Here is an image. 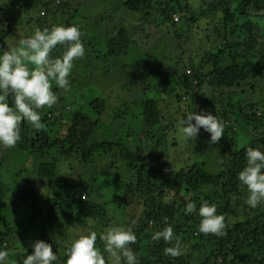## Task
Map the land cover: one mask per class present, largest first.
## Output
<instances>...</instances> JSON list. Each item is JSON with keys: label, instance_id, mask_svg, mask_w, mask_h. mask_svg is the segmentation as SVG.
Returning <instances> with one entry per match:
<instances>
[{"label": "trees", "instance_id": "trees-1", "mask_svg": "<svg viewBox=\"0 0 264 264\" xmlns=\"http://www.w3.org/2000/svg\"><path fill=\"white\" fill-rule=\"evenodd\" d=\"M21 1L17 2V9L6 12L8 24H0V51L8 50L6 41L17 27H21L19 25L24 18H28L35 29L63 24L75 25L84 31L79 23L73 22L80 18L77 17L79 9L72 7L69 10L63 0L59 6L55 5L56 0ZM187 4V0H117V4L112 6L122 7L140 16V20L152 18L159 26H176L179 23L177 34L178 40L182 41L168 40V45L175 49L174 53L170 57L165 54L158 58V66L145 68L146 78L159 82L149 87L151 89L145 88L142 96L164 92L168 97L174 94L177 102L188 98L192 105L198 106L197 113L205 110L221 119L226 133L235 134L234 128L239 120L245 119L253 130L250 141L231 156L227 168L219 173H210L204 164H194L189 168L181 167L167 177L163 173L165 170H160L156 164L161 152L152 158L153 152L157 149L162 151L166 146L162 109L156 99L144 98L137 105L139 112L131 115L141 124L142 136L145 137L143 142L153 147L152 153L147 155L138 154L131 148V137H137L135 125H113L119 118L107 115L106 98L97 97L87 104L91 114L80 108L71 112L67 119L49 121L43 117L48 115L44 107L39 110L44 112L41 116L44 127L37 131L22 122L21 140L11 149L25 159L21 164L28 159H33L36 164L31 168H22L19 164V170L10 169L5 168V159L0 158V249L8 250L15 238L18 227L13 224L14 220L11 222L13 215L25 213L23 218H16L17 222L20 226H27L35 241L42 240L52 245L58 256L55 264H63L66 259L59 256L57 241L66 240L71 224L82 225L86 232L95 231L98 235L111 225L131 228L137 238L131 247L139 264H264V212L260 211L261 205L250 208L246 204V189L238 181V172L245 166L244 149L248 145H264V115H257L259 103L253 100L241 102L248 89L264 107V28L260 33L258 22L252 18L260 16L264 20V0H196V10ZM110 13H100L95 20L89 17L93 21L90 41L85 48L89 52L97 49L94 52L99 56L103 54L106 59L115 60L128 56L136 50V45L130 35L132 29L129 30L126 24L112 31L116 25ZM81 18L84 19L83 16ZM203 19L207 23L206 28L200 30ZM194 27L199 28L197 33L193 32ZM100 32H104L101 37ZM203 45L207 48H202ZM187 46H196L200 50L194 54L189 49L188 56ZM59 54L60 46H57L54 55ZM165 60L168 62L163 64ZM239 89L241 94L236 91ZM58 90L53 87L55 93ZM207 90L218 93L206 94ZM217 96L220 103H224L221 112ZM9 103L12 104L11 98ZM53 121L57 124L56 130L51 123ZM112 129L114 133L109 136ZM198 136L204 139L206 135ZM142 144L138 141L139 153ZM74 157L83 165H89L96 159L123 161L135 183L134 191L146 205L140 221L134 226L129 224L123 203L116 202L100 190V185L95 184L98 179L94 172L86 186L70 189L68 181H63L61 171ZM180 161L185 162L178 155L174 163ZM103 173L110 175L108 171ZM153 181L158 182L162 194H172L183 203L193 202L197 209L205 201L216 205L217 214L225 217V234L220 237L198 234L200 218L195 212L186 216L183 213L184 217L180 219L179 210H170L175 214L173 216L162 211L146 186ZM185 193L189 195L187 199ZM98 195L104 199L103 202L96 199ZM165 217L182 246L191 247V253L185 257L165 255L164 249L173 246L172 243L152 240L153 233L148 230V224L151 222L158 226L157 231H160L167 226ZM97 247L103 250L99 238ZM21 250H26L25 254ZM31 251L24 246L13 254V260L22 264L23 257Z\"/></svg>", "mask_w": 264, "mask_h": 264}, {"label": "rangeland", "instance_id": "rangeland-1", "mask_svg": "<svg viewBox=\"0 0 264 264\" xmlns=\"http://www.w3.org/2000/svg\"><path fill=\"white\" fill-rule=\"evenodd\" d=\"M19 0H0V24L5 22L8 24L9 15H7L8 9H17V2ZM21 1V0H20ZM68 4V9L71 10L79 9L77 20L74 23H79L84 31L82 32V40L84 46H86L89 41V32L91 31L92 21L89 17L94 20L101 13L105 15L110 11V17L115 18L114 24L115 28L111 26L112 31H116L121 25L127 26L129 30L132 29L130 33L134 44L136 45L128 56L115 58V60L106 59L103 54L99 56L96 50L89 52L86 49V54L82 59H78L74 63L72 73L70 75V87L71 92L67 95L64 94L63 90H58L56 92L58 96V102L52 107H45L47 116H43L44 112L40 115L46 117L49 121L58 118L67 119L71 112L84 108L85 111L89 112V102L93 101L95 98H106L108 100L107 115L109 117L119 118L118 122L113 124L116 127L125 124L129 126H134L137 133V137L134 135L131 137L130 141L131 148L135 150L138 154L147 155L152 153V148L150 143L143 142L145 137L142 136L143 129L141 130V124L139 120L131 117L134 113L139 112L138 104L144 101V98L148 97L156 99L158 104H160L162 109V124L165 129L166 146L162 151L157 149L153 152L152 158H156L161 152L159 159L156 160L158 168L165 170L163 173L165 176H171L177 169L181 167H192L194 164L202 165L204 164L210 173H219L225 168H227L228 161L233 154H235L239 148L244 146L250 141L253 134V130L246 124V120H239L234 133L224 132V136L216 144L209 143V134L205 133L202 129L199 135H206L204 139L197 137L195 141H185L182 134L178 128V122L180 118L186 116L187 113L197 111L198 106L192 105L189 99L181 100L177 102L174 94L168 97L164 92L155 93L156 96L147 94L142 96V92L145 88L151 89L154 83L157 81L155 79L146 78V71L148 65L154 67L158 66V58L163 55L170 57L174 53L173 46L168 45V40L172 39L177 41L179 35L177 34V24L176 26H170L168 24L164 26H159L155 23L152 18L146 20H140V16H136L131 12L127 11L122 7H113L117 4V0H63ZM22 2V1H21ZM187 6L192 8H197L195 5L196 0H187ZM62 4V0H56L55 5L59 6ZM20 5V2L18 3ZM41 16V14L39 13ZM123 15L125 18H123ZM34 17V15H32ZM75 16V17H76ZM84 17V19L81 18ZM254 21L258 22V27L260 28V33L263 32L264 20L260 16L252 17ZM100 22H98L99 24ZM206 21L203 19L200 22V30L206 28ZM20 28H16L11 37L6 41V46L9 49L12 47L16 41L25 38L32 34L35 30L34 25L30 24L28 18H24L22 23H20ZM262 28V29H261ZM32 29V30H31ZM193 32H198L199 28L194 27ZM209 30V29H208ZM104 32H100V37ZM194 35V33H192ZM182 41V40H178ZM184 46V45H183ZM185 47V46H184ZM207 48L206 46H202ZM188 49L187 55L190 56V51L194 54L200 50L196 46L186 47ZM102 49V48H101ZM189 49H191L189 51ZM197 49V50H196ZM100 50V49H99ZM89 56V57H88ZM168 62L165 60L163 62ZM76 79V82L74 80ZM159 82V80L157 81ZM144 85V86H143ZM148 85L147 87H145ZM162 86V84H161ZM151 87V88H149ZM263 87V85H262ZM258 88V87H257ZM261 86H259V89ZM245 89V88H244ZM237 93L241 94V90H236ZM251 90L246 89V92L242 95L241 102L247 101H257L259 103V112L257 115H264V107L259 98L250 93ZM227 93V91H224ZM211 93L209 90L206 94ZM218 93V92H214ZM211 93L213 95H217ZM263 97H264V92ZM154 94V93H153ZM168 97V98H167ZM218 103V110L221 112L223 110V104L220 103L218 96L215 97ZM243 106H246L244 103ZM138 108V109H137ZM137 109V110H136ZM113 111L115 113H113ZM128 111V114L126 113ZM238 111V110H237ZM213 114L212 112H209ZM89 114H91L89 112ZM42 117V118H43ZM232 120L235 118H231ZM53 128L56 130L57 124L55 121ZM100 131L103 132L102 127ZM113 129L109 136L113 135ZM133 139V140H132ZM138 141L143 143L139 149H142L139 153L138 151ZM151 154V155H152ZM178 155L185 160V162L174 163ZM0 158L5 159L4 163L7 165L5 168L18 169L19 164L22 168H31L36 164L33 159H28L26 163L21 164L25 159L20 157L11 149L0 148ZM179 161V160H178ZM184 163H186L184 165ZM103 171H108L110 175H104ZM97 176L98 180H95V184L100 185V190L106 195H110L116 202H122L126 208V213L128 215L129 224L134 226L142 218L143 209L146 205L142 203L141 198L134 191L136 189L135 183L131 180L132 176L128 172V168L123 161L114 162V159H96L89 165H83L82 162L77 157L72 158V160L66 164L65 168L62 169L61 175L63 181L67 180L70 189L76 187H84L87 185L88 180L92 179V175ZM148 189L151 191V197L153 201L157 203L162 211H165L172 216L173 214L170 210H179L180 219L187 215L185 212L186 204L180 202L178 198L174 197L172 194H162L158 188V182H150ZM41 187L40 184H38ZM186 199L189 197L187 193L184 194ZM109 196V197H110ZM99 201H104L100 195L96 198ZM260 211L264 212V203L261 204ZM25 213H20L13 215L11 222L17 225V232L14 234L15 238L9 245L8 251H10V259L13 260V254L17 252L18 249L31 248V245L35 242V238L31 235V232L26 228L27 226H20L17 222V217L23 218ZM183 215V216H182ZM144 216V214H143ZM145 217V216H144ZM113 226V225H111ZM158 226L148 224V230L153 234L157 232ZM76 232H86V229L82 225L71 224L67 229V238L65 241L60 239L57 241V252L59 256H65V248ZM194 241V239H192ZM186 251L182 255L185 257L187 254L191 253V247L189 245L183 246ZM23 254L26 251L21 250Z\"/></svg>", "mask_w": 264, "mask_h": 264}, {"label": "clouds", "instance_id": "clouds-1", "mask_svg": "<svg viewBox=\"0 0 264 264\" xmlns=\"http://www.w3.org/2000/svg\"><path fill=\"white\" fill-rule=\"evenodd\" d=\"M78 26L54 25L19 39L8 50L0 51V148L13 149L21 140V124L27 123L34 130H41L40 109L52 107L58 102L53 87L71 92L70 75L74 62L82 59L86 48ZM60 46V54L54 55ZM11 98L12 104L9 100ZM178 128L185 141H195L201 129L209 134V143L216 144L224 136V122L216 115L201 110L192 111L180 118ZM245 166L238 172V181L246 189V204L256 208L264 203V145H248L245 149ZM186 214L196 213L198 234H225V217L217 214L214 204L203 202L199 208L188 202ZM153 234V241L163 240L173 246L164 254L173 258L182 256L186 249L167 224ZM103 250L97 247V240ZM131 228L111 226L98 235L95 231L76 232L65 248L63 264H139L131 245L136 243ZM31 254L25 255L22 264H55L58 256L52 245L37 240L31 245ZM26 251V250H24ZM0 264H17L10 259V251L0 249Z\"/></svg>", "mask_w": 264, "mask_h": 264}, {"label": "built area", "instance_id": "built-area-1", "mask_svg": "<svg viewBox=\"0 0 264 264\" xmlns=\"http://www.w3.org/2000/svg\"><path fill=\"white\" fill-rule=\"evenodd\" d=\"M175 21H177V18H174Z\"/></svg>", "mask_w": 264, "mask_h": 264}]
</instances>
